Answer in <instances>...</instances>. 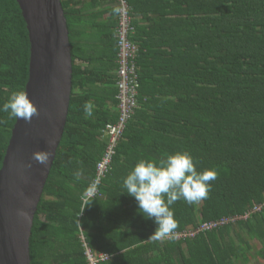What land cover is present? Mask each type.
<instances>
[{"label":"trees","instance_id":"16d2710c","mask_svg":"<svg viewBox=\"0 0 264 264\" xmlns=\"http://www.w3.org/2000/svg\"><path fill=\"white\" fill-rule=\"evenodd\" d=\"M127 1L134 26L128 39L139 47V107L111 169L99 177L109 146L104 129L120 115V15L113 11L120 6L98 22L101 12L91 11L88 0H62L73 91L34 219L32 264H90L87 248L110 255L97 264H249L255 257L264 264V0ZM140 12L155 14L154 28L140 27ZM30 57L18 1L0 0V109L13 92L26 91ZM88 101L95 105L91 118L84 113ZM16 121L0 110V169ZM176 152L190 153L198 171L215 169L219 178L200 204H174L177 239L154 243L148 238L157 225L138 211L123 182L141 159L158 162ZM256 206L247 219L198 230ZM254 239L260 246L253 252Z\"/></svg>","mask_w":264,"mask_h":264},{"label":"water","instance_id":"95a60500","mask_svg":"<svg viewBox=\"0 0 264 264\" xmlns=\"http://www.w3.org/2000/svg\"><path fill=\"white\" fill-rule=\"evenodd\" d=\"M17 1L31 42L26 92L40 116L30 124L17 119L0 169V264H32L34 219L65 132L73 91V54L62 0ZM49 140L55 142L51 149ZM37 150L51 151L47 165L32 159Z\"/></svg>","mask_w":264,"mask_h":264},{"label":"clouds","instance_id":"9594fccd","mask_svg":"<svg viewBox=\"0 0 264 264\" xmlns=\"http://www.w3.org/2000/svg\"><path fill=\"white\" fill-rule=\"evenodd\" d=\"M117 2V1H116ZM114 14L121 15L123 9L117 7ZM95 105L88 101L84 104L86 118L94 115ZM3 112L8 119H23L31 123L34 117L40 116V109L24 90H17L3 104ZM49 149L55 142L48 141ZM51 151L37 150L32 159L39 164L47 165ZM31 167V165H29ZM219 178L215 169L198 171L194 158L188 152H176L166 159H141L123 182L124 192L135 197L138 211L145 219L154 220L155 232L148 238L152 242L176 240L179 227L172 206L180 200L190 205H198L209 198L211 183Z\"/></svg>","mask_w":264,"mask_h":264},{"label":"built area","instance_id":"2783aa9c","mask_svg":"<svg viewBox=\"0 0 264 264\" xmlns=\"http://www.w3.org/2000/svg\"><path fill=\"white\" fill-rule=\"evenodd\" d=\"M118 5L123 9V13L120 15L119 35L120 40L118 43L119 53L118 58L120 67L117 71V86H118V106L120 109L119 119L116 122L107 123L104 129V135L107 137L109 146L103 159L98 164L99 177L109 171L112 165L113 155L115 154V147L118 140L123 135L127 128L128 122L139 107L138 101V74L136 58L139 54V47L128 39L129 31L134 27L132 25V19L129 15V4L127 0H116ZM98 177V178H99ZM98 181H96V184ZM95 184V185H96ZM94 185L90 196L97 193L96 186ZM259 206L254 207L249 213L240 217L224 218L219 221H209L201 225L198 230H210L218 226H223L229 222H234L238 219H247L252 213L260 210ZM179 234V233H176ZM90 264H97L99 259L106 260L110 258L109 254L101 253L94 254L89 248L86 251Z\"/></svg>","mask_w":264,"mask_h":264},{"label":"crops","instance_id":"0c3cea01","mask_svg":"<svg viewBox=\"0 0 264 264\" xmlns=\"http://www.w3.org/2000/svg\"><path fill=\"white\" fill-rule=\"evenodd\" d=\"M94 0H88V5L91 7V11L101 12V16H98V22L108 20L111 17L112 9L116 6L117 2L115 0H100L98 6H94ZM145 12H140L137 14L138 19H140V27L143 30H151V27L154 28L153 21L150 20V15L154 16L153 12H147V17H143ZM150 26V27H149ZM155 49H159V46H154ZM145 63V62H144Z\"/></svg>","mask_w":264,"mask_h":264},{"label":"rangeland","instance_id":"374dc122","mask_svg":"<svg viewBox=\"0 0 264 264\" xmlns=\"http://www.w3.org/2000/svg\"><path fill=\"white\" fill-rule=\"evenodd\" d=\"M78 64H86L85 62H83L82 60H77ZM246 234V233H245ZM251 243L253 245V252L258 250V247L260 246V244L258 243V241L256 239L251 240ZM241 264V263H239ZM249 264H261V262H259V258L255 257L254 259H252V261Z\"/></svg>","mask_w":264,"mask_h":264},{"label":"bare ground","instance_id":"6f19581e","mask_svg":"<svg viewBox=\"0 0 264 264\" xmlns=\"http://www.w3.org/2000/svg\"><path fill=\"white\" fill-rule=\"evenodd\" d=\"M132 9V8H131ZM136 24V23H135ZM117 39V38H116ZM118 42V41H117ZM143 56V55H142ZM138 61V60H137ZM140 63V62H139ZM142 64V63H141ZM141 67V66H140ZM144 69V68H143ZM170 72V71H169ZM172 73V72H171ZM167 74V73H166ZM173 74V73H172ZM146 107V106H145ZM136 119V118H135ZM188 241V240H187ZM104 264V263H103Z\"/></svg>","mask_w":264,"mask_h":264}]
</instances>
